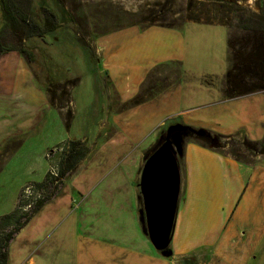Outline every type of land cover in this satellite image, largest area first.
Here are the masks:
<instances>
[{"label":"rangeland","instance_id":"1","mask_svg":"<svg viewBox=\"0 0 264 264\" xmlns=\"http://www.w3.org/2000/svg\"><path fill=\"white\" fill-rule=\"evenodd\" d=\"M188 1L30 0L31 18L39 26L52 19L40 5L55 14L56 29L23 41L30 54L23 58L53 101L41 106L46 108L43 122L1 171L0 215L14 208L15 181L40 182L50 170L57 173L70 142H79L87 153L15 234L7 264H123L112 245L133 251L131 264L141 262L143 254L157 256L159 264H264V159L242 173L244 185L235 206L227 204L224 188L230 177L220 168L210 184L213 200L204 201L206 192L198 181L199 199L184 205L183 149L197 144L187 139L185 129L177 155L178 203L182 197L178 232L189 229V218L193 232L202 219L211 222L209 228L218 222L224 257L203 250V256L176 260L172 241L171 255L164 257L142 233L140 174L145 159L165 141L168 127L208 131L214 135L207 148L244 165L254 156L241 148L242 139H264V91L224 98L226 41L234 30L185 21ZM192 1L201 12L210 8L205 1ZM237 1L243 8L258 9L257 0ZM2 26L0 8V30ZM7 34L6 41L15 45ZM11 56L0 60V88H11L13 80V89L28 88V75L7 80L5 72L20 70ZM203 178H208L206 169Z\"/></svg>","mask_w":264,"mask_h":264},{"label":"trees","instance_id":"2","mask_svg":"<svg viewBox=\"0 0 264 264\" xmlns=\"http://www.w3.org/2000/svg\"><path fill=\"white\" fill-rule=\"evenodd\" d=\"M201 1L210 3V8L201 12L197 4L189 0L185 21L220 25L234 30V32L229 31L226 41L228 66L224 77V98L231 99L264 91V0H257L256 12L243 8L237 0ZM40 6L44 14L47 13L52 18L47 21L44 28L31 18L30 0H0L3 17V26L0 30V55L16 51L29 59L30 54L24 48L23 41L56 29L53 9L45 5ZM5 32L15 45L6 41ZM49 101L52 102L53 99L50 98ZM185 134L188 140L203 147L207 146V142L214 135L208 131L187 127ZM217 136L231 139L230 135ZM241 148L250 153V156H262L264 155V139L251 141L244 138L241 141ZM63 152L58 161L56 175L48 172L42 181L27 185L33 186L32 198L22 197L21 191L15 208L9 213L0 215V264L8 263V247L15 234L32 219L47 200L55 195L58 185L76 168L87 153L79 142L74 141L70 142ZM46 190L48 193L44 194Z\"/></svg>","mask_w":264,"mask_h":264},{"label":"crops","instance_id":"3","mask_svg":"<svg viewBox=\"0 0 264 264\" xmlns=\"http://www.w3.org/2000/svg\"><path fill=\"white\" fill-rule=\"evenodd\" d=\"M10 54L12 55V58L10 59H12L14 64L18 66L20 70L17 73L5 72L4 74L6 75L7 80H13L11 79V75L14 78L15 76L25 78L26 75H28V88L23 87L22 90L13 89L12 85H14V80L11 82V88H0V174L1 171L6 168L11 154L13 152H16L17 148H21L24 145V142L26 141L30 132L40 126V124L43 122L44 110L46 108L41 109V106L48 105L49 103L46 90L38 85L37 81L34 78L33 72L27 65V62L24 60L22 55H20L16 51H10L1 54L0 60H2L5 56V58L8 59V55ZM28 95H30V99H28ZM35 100L36 105H33L32 101ZM57 113L61 114V112L59 111H57ZM186 149L184 147L182 155L183 166L185 161L183 185L185 194L187 195L185 196L186 198L183 200V202L184 205L189 206H192L194 202L199 199L200 192L196 191L195 189L196 183L198 181H200L201 191L206 192L207 199L204 201L208 202L209 200H213V192L209 193V191H213V188L210 189V184L214 181L218 168L222 170L223 174H226L230 177L229 185L224 188V193L228 206H235V204L239 200V194L241 192L242 185H244V181L242 180V173H247L248 164H254L255 162L259 163L264 159V155L256 156L252 161L244 162L245 164H247L244 165L240 163L242 161L238 162L230 155L219 153L211 148H203V146L199 144H196V146L195 144H189ZM186 151H189L188 155ZM45 156L46 158L48 157L47 153L45 154ZM204 169L207 170V180H204L203 178ZM15 183L18 187L17 192L12 197V199L14 200V208L17 204L20 192L23 187L36 182L22 181L19 183L18 181H15ZM181 200L179 203H181ZM179 221L180 220L178 219L177 215L175 218V224L171 238V241L174 243V248L171 247L173 259L177 260L195 254H201L203 256V250H205V252L209 253L210 255L224 257V250L222 251V249L220 248L222 246L218 244L219 230L222 226L221 224L217 222L214 227L209 228L208 226L211 224V222L209 221L207 223L208 220L205 218L204 220H201L200 226H198L196 228V231L193 232V226L191 224H193L194 221L189 218V229H185L183 233H179L178 231H181V228L179 227ZM203 222L207 223L204 227ZM110 249L115 250V256L118 255L119 257H121H117L119 263L131 264L128 263V261L129 255H134L133 251L124 247L113 245L110 246ZM141 259V262L137 261L138 264H145L147 261L148 264H159V258H157V256H145L143 254ZM239 259L240 257L238 256L237 260L239 261Z\"/></svg>","mask_w":264,"mask_h":264},{"label":"water","instance_id":"4","mask_svg":"<svg viewBox=\"0 0 264 264\" xmlns=\"http://www.w3.org/2000/svg\"><path fill=\"white\" fill-rule=\"evenodd\" d=\"M185 127L172 125L166 131L165 141L144 161L139 180L142 210L139 221L142 233L154 249L170 257L171 242L180 190L177 155Z\"/></svg>","mask_w":264,"mask_h":264},{"label":"built area","instance_id":"5","mask_svg":"<svg viewBox=\"0 0 264 264\" xmlns=\"http://www.w3.org/2000/svg\"><path fill=\"white\" fill-rule=\"evenodd\" d=\"M48 155V154H47ZM50 173L52 174V175H56V173L53 171V170H50ZM29 190H31V187H26L25 188V190L23 191V196L25 197V198H30L31 197V195H32V192L30 191L29 192Z\"/></svg>","mask_w":264,"mask_h":264}]
</instances>
